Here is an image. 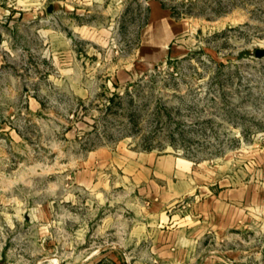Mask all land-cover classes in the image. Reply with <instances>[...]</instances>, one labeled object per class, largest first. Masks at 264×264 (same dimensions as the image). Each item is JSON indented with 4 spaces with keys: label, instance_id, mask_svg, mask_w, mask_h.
<instances>
[{
    "label": "rangeland",
    "instance_id": "1",
    "mask_svg": "<svg viewBox=\"0 0 264 264\" xmlns=\"http://www.w3.org/2000/svg\"><path fill=\"white\" fill-rule=\"evenodd\" d=\"M100 1H86L85 20L112 21L114 52L136 55L146 0L107 20ZM159 2L187 21L185 53L139 63L117 86L104 60L64 78L42 40L31 45L26 28L20 44L19 25L0 17V264H264L261 215L190 259L158 258L122 183V159L150 151L264 184V0Z\"/></svg>",
    "mask_w": 264,
    "mask_h": 264
},
{
    "label": "crops",
    "instance_id": "2",
    "mask_svg": "<svg viewBox=\"0 0 264 264\" xmlns=\"http://www.w3.org/2000/svg\"><path fill=\"white\" fill-rule=\"evenodd\" d=\"M86 1L0 0V17L10 18L8 22L19 25L20 40L18 35L14 38L20 44L26 28L31 45L42 40L50 51L51 63L58 65L64 78L74 76L78 67L83 76V61L87 64L89 60H104L102 75L117 86L122 80L131 79L139 63L145 67L150 59L185 53L187 45L179 37L186 34L188 23L174 18L159 0L145 2L147 16L137 38L140 45L136 55L135 51H127L120 56L113 49V22L86 21V17L95 14ZM127 1L101 0L103 18L115 16L123 7L121 3ZM51 3L55 5L48 12L46 7ZM73 40L85 41L88 50L81 52L71 43ZM5 65L0 58V67ZM85 72L95 73V70ZM31 103L35 106L33 99ZM198 165L176 154L150 151H142L133 159L123 158L117 165L123 171L124 187L135 194L138 214L145 227L154 230L151 239L155 253L171 263L191 257L194 248L200 242H207L210 235L253 228L251 216L264 217V184L241 182L232 175L227 179L218 177L211 168Z\"/></svg>",
    "mask_w": 264,
    "mask_h": 264
},
{
    "label": "water",
    "instance_id": "3",
    "mask_svg": "<svg viewBox=\"0 0 264 264\" xmlns=\"http://www.w3.org/2000/svg\"><path fill=\"white\" fill-rule=\"evenodd\" d=\"M53 5H55V4H52V3L48 4V6L46 7V11H48V12L51 11ZM254 55L256 57H260V56L264 55V47H259V48L255 49Z\"/></svg>",
    "mask_w": 264,
    "mask_h": 264
},
{
    "label": "bare ground",
    "instance_id": "4",
    "mask_svg": "<svg viewBox=\"0 0 264 264\" xmlns=\"http://www.w3.org/2000/svg\"><path fill=\"white\" fill-rule=\"evenodd\" d=\"M155 31V30H154ZM55 260V259H54Z\"/></svg>",
    "mask_w": 264,
    "mask_h": 264
}]
</instances>
